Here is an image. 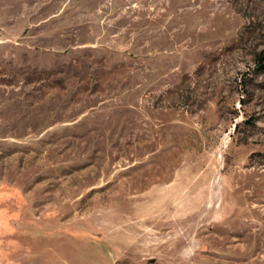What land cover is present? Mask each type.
Listing matches in <instances>:
<instances>
[{
	"label": "rangeland",
	"instance_id": "rangeland-1",
	"mask_svg": "<svg viewBox=\"0 0 264 264\" xmlns=\"http://www.w3.org/2000/svg\"><path fill=\"white\" fill-rule=\"evenodd\" d=\"M0 264H264V0H0Z\"/></svg>",
	"mask_w": 264,
	"mask_h": 264
}]
</instances>
